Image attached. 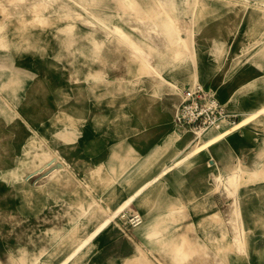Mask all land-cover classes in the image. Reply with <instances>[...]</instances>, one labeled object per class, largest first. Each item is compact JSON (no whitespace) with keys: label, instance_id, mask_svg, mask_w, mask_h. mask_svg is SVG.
Listing matches in <instances>:
<instances>
[{"label":"rangeland","instance_id":"rangeland-1","mask_svg":"<svg viewBox=\"0 0 264 264\" xmlns=\"http://www.w3.org/2000/svg\"><path fill=\"white\" fill-rule=\"evenodd\" d=\"M37 1L0 0V172L13 167L29 144L44 145L53 162L19 183L0 180V264L50 259L56 264L73 248L72 240L92 231L98 207L114 208L154 177L152 183L162 182L179 171L186 179L194 164L203 168L210 159L201 183L223 194L211 174L263 161L264 0H173L161 10L157 3L163 0H57L36 6ZM166 14L185 26L187 32L180 33L185 41L173 42L174 35L155 25L165 23ZM112 25L143 48L147 74H139L140 56L110 32ZM142 35L152 38L142 41ZM194 88L218 102L219 125L251 117L238 132L159 177L199 138L218 131L177 122L183 94ZM169 89L176 95L165 92ZM67 128L74 134L70 143L63 136ZM174 130L179 135L168 139ZM157 145L163 147L153 154ZM99 163L101 174L90 176ZM51 169L57 171L54 178L37 186ZM151 187L100 231L124 238L129 254L123 248L118 254V247L113 260L110 251L89 245L68 264H264V181L242 182L238 189L242 246L230 242L233 232L224 220L230 197L196 220L178 213L173 229L153 228L144 214L154 203ZM140 230L192 232L195 240L185 235L180 244H157L154 251L134 239Z\"/></svg>","mask_w":264,"mask_h":264},{"label":"bare ground","instance_id":"bare-ground-1","mask_svg":"<svg viewBox=\"0 0 264 264\" xmlns=\"http://www.w3.org/2000/svg\"><path fill=\"white\" fill-rule=\"evenodd\" d=\"M54 1H57V0H41V1H37V3L35 5L38 6L41 3H43V4L52 3ZM243 1L249 2L250 0H243ZM134 3L135 2L132 1V2H129V5L124 4V8L125 9L127 8L126 5H128L131 8V6H133ZM172 3H173V0H163L161 3H157V7H158V9L161 10L163 5L172 6ZM263 4H264V2H262V5ZM60 6H63V4L62 5L59 4L58 8H60ZM144 13H145V11H142L139 14H144ZM166 18H167V21L165 23H163V21H162L161 23H156L155 25L157 27H162V31H164L167 34V36L171 37L174 35V37L172 38L173 42L177 43L179 41L180 42L185 41V38L180 36L181 32H183V31L187 32L184 29L185 26L175 25V23L178 19L176 17H171L170 14H166ZM149 19H152V17H150ZM110 32L118 35L125 42L132 45L131 51L133 54L140 56L144 52V50L140 46V44L135 43V41H133L130 38V36L127 35L124 31H122L118 26L112 25V27L110 28ZM140 32L143 34L142 31H140ZM141 37H142V41H145V38H147L148 36L142 35ZM148 38L150 39L152 37L149 36ZM139 58L141 59V67L143 69V70H141V72L139 74H147V71L150 68V65L145 58H141V56ZM20 74H21V72H20ZM194 78H195V76H194ZM20 85H22V84H20ZM165 92H168L170 96H174L177 93L174 89H169V90H166ZM8 95H9V93H8ZM6 109H8V108H6ZM10 114H12V113H10ZM250 117L251 116L245 117V118L241 119L238 123H231V124L228 123L227 125H219L218 124V126L216 127L218 129V131L214 136H212L208 139H205V140L199 138V143L195 144V146H193V148L191 149V151L188 154H186L185 156L180 157L178 159H175L171 164L166 165L164 167V169H161L157 173L158 174L157 176L160 177L169 171H173L175 169V167L184 163L190 156L196 154L201 149H205L206 147H209L210 145L216 143L217 141L238 132L248 123V120ZM5 118H7V117H5ZM182 130H186V129H182ZM194 133L197 136L199 134H201V132H199V131H196ZM178 135L179 134L174 130L171 133H169L168 139L171 140L174 136H178ZM63 136L65 138V141L69 142V141L74 140L73 139L74 134H73L72 128H70V129L67 128L64 131ZM169 141L167 140L165 142V145L168 144ZM162 147H163L162 145L155 146L152 153L153 154L158 153V151H160V149ZM52 154L53 153H51V151H49L44 145L29 144L28 147L26 149H24L23 155L21 156V158H18L15 161V164L13 165V167L0 172V180H2L3 182H7L9 184H16V183L21 182L24 178L23 176H25V175H26V177H27V175L29 177L32 174H35L37 171H40V172L44 171L53 162V159H52L53 155ZM150 156H152V154ZM102 167H103V165L101 163L92 166L88 171L89 175L90 176H93V175L99 176L101 174L100 170ZM50 168H52V167H50ZM55 169H56V167H55ZM55 169H51V170L47 171L46 173H44L41 177H39L37 179V186H40L41 184L44 185L47 182H49L51 179H53L56 172H57ZM211 178L213 179V181L215 183V187L218 188L223 193L224 197L225 198H228V197L231 198L229 205H227V207L223 210V213L225 216L224 220L228 224V226L231 228V232H233V235L230 238V242L233 243L235 246H239V245L242 246V238H241V230L242 229L240 228V225H239V223H241V215H240V207H239V202H238V189H239L240 185L242 184V182H244V183H255V182L264 181V159H263V161H261L259 163L256 160H253L249 163L248 166H236L235 168L228 171L225 175H213V174H211ZM155 179H156V177L152 178L151 180H147L142 185H140L132 194H130L129 197L123 198L121 201L119 200L118 203L116 201V203H114V204H116L114 208H111V206H109L108 204H106L105 207H103V206L98 207L99 209L96 211L97 223L93 227L90 235L86 238L75 239L74 241L72 240L70 242L69 246H71V247L73 246V248L66 255H64V257L62 259L60 258L56 262V264H68L70 262L72 263V261H74L80 255L82 248L87 244V242L89 240H91V238L95 234H97L102 229H104L108 225L109 220L113 216L117 215L124 208H126L130 204V202L134 199L135 196L141 194L145 189L148 188V186L150 184H153L152 182ZM234 188H235V190H234ZM146 195H147V193H146ZM196 201H200V200H196ZM106 212L109 213L108 216H104V214H106ZM154 218H156V217H154ZM187 225H189V224H187ZM241 226H242V224H241ZM188 230H189V228H188ZM140 232H141V230H140ZM196 245L198 246V244H195V246ZM198 248H199V246H198ZM45 263L51 264V259L46 261Z\"/></svg>","mask_w":264,"mask_h":264},{"label":"crops","instance_id":"crops-1","mask_svg":"<svg viewBox=\"0 0 264 264\" xmlns=\"http://www.w3.org/2000/svg\"><path fill=\"white\" fill-rule=\"evenodd\" d=\"M211 163L212 161L209 159L208 164L211 165ZM209 165L201 168V165L194 164L190 175H187L186 179L185 176L181 175L178 171V174H176L173 179L170 178L162 182H154L149 191L154 197L153 206L150 210L144 211L146 219L149 222L147 224H150L152 227L154 225L155 228L166 226L173 229L174 226H177L179 224L178 222H180V219L176 217L178 213H182V215L186 217L188 213L190 220H196L201 215L212 213L214 208L218 205L226 204L228 200L223 194L208 190V186L211 185L210 183L206 185L201 183V174L202 172H208V168L211 167H208ZM183 208L186 209V213H183ZM172 213L175 217L170 216ZM90 233L91 232H87L83 235V238L88 237ZM134 235V239H140V242L143 241L147 246L153 247L154 251H156L155 247L157 244H180L182 237L185 235L188 236L190 240H195L192 232H134ZM149 236L154 238L149 239ZM158 236L162 237L161 241L157 240ZM120 243H123V245H120ZM89 245L98 250L102 249V253L110 251L113 255L109 256V259L112 257L111 259L113 260H115L114 249H118L119 247L118 254L121 252L122 248L124 254H129L132 250L130 243L128 244L120 235L111 232H98L87 242L82 248V251ZM106 259L107 257L104 260ZM99 264L101 263L99 262Z\"/></svg>","mask_w":264,"mask_h":264},{"label":"built area","instance_id":"built-area-1","mask_svg":"<svg viewBox=\"0 0 264 264\" xmlns=\"http://www.w3.org/2000/svg\"><path fill=\"white\" fill-rule=\"evenodd\" d=\"M222 112L218 102L201 88L187 90L183 94L177 122L195 130H208L222 121Z\"/></svg>","mask_w":264,"mask_h":264}]
</instances>
